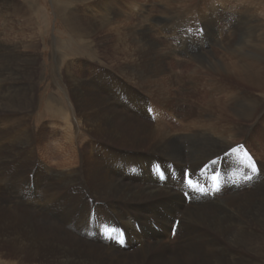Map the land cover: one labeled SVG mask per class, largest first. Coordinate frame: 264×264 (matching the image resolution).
<instances>
[{
    "label": "bare ground",
    "instance_id": "bare-ground-1",
    "mask_svg": "<svg viewBox=\"0 0 264 264\" xmlns=\"http://www.w3.org/2000/svg\"><path fill=\"white\" fill-rule=\"evenodd\" d=\"M107 1L95 3L104 14L98 17L95 13L87 21L89 25H82L86 31L95 30L97 21H112L113 9ZM76 15L66 14L81 25L84 20ZM262 61L231 68L212 65L218 74L204 84L201 78L183 81L188 65L177 73L167 67L171 78L161 83L154 80L165 94L164 85L174 84L177 103L189 101L190 112L186 104L181 105L184 113L176 112L177 103L165 94L158 98L144 87L146 79L164 72L162 64L118 67L121 74L136 77L126 82L115 80L109 72L100 73L93 84L72 77L75 85L69 86L67 97L74 106L69 108L72 113L63 115L61 107L48 105L49 111H56L55 116L64 120L63 127L61 132L54 127L50 133L49 138H59L53 140L56 144L39 147L49 158L63 160L64 171L42 169L38 160L22 156L16 157L18 169L13 175L22 181L0 177L1 258H13V264L35 260L44 264H231L213 249L220 242L215 237L207 242H176L172 247L168 234L169 242H163V233H170L174 226L168 213L181 209L184 213L176 231L180 238L182 234L184 238L201 237L198 224L206 223L221 237L233 232L231 243L253 257L240 258V264H264V189L240 196V155L243 159L244 152H240L239 142L240 131H249L256 139L257 130L252 125L242 130L240 123L258 113V96L252 94H264ZM130 80L138 82L134 83L137 88ZM60 83L56 87L63 88L65 84ZM17 84L12 79L0 84V115L32 109V95L6 98ZM184 90L188 93H181ZM243 103L246 106H240ZM162 112V117L155 118L160 125L153 126V113ZM169 120L175 123L171 125ZM44 136L47 134L37 140ZM31 143H18L15 155L23 154ZM158 164L162 166L160 178L154 170ZM34 167L40 170L34 174L38 192L18 194L29 181L25 177L31 172L27 170ZM186 169L190 184L185 183ZM222 190L227 197L220 205L204 208V202H197L213 201ZM10 203L11 210L5 207ZM257 228L262 230L261 236ZM205 246L212 248L205 250Z\"/></svg>",
    "mask_w": 264,
    "mask_h": 264
},
{
    "label": "rangeland",
    "instance_id": "rangeland-1",
    "mask_svg": "<svg viewBox=\"0 0 264 264\" xmlns=\"http://www.w3.org/2000/svg\"><path fill=\"white\" fill-rule=\"evenodd\" d=\"M99 1L103 0H0V84L11 79L18 83L7 93L6 98L32 95V109L0 115L1 178L23 180L21 177L13 176L18 169L16 161L22 156L38 160L42 169L48 167L58 173L64 171L65 167L62 166L64 161L54 159V156L49 158L41 148L47 143L56 144L59 138L53 136L50 139V133L54 127V129L59 128L61 132L64 121L60 116H55L56 111H49L48 105L54 103L59 108L61 107L63 115L72 113L74 106L69 104L67 98L68 95L70 98L68 88L71 87L69 86L75 85L71 80L72 77L81 82L90 80L93 84L100 73L104 75L105 72H109V76L115 80L121 79L120 81L126 82L136 77L133 74H121L118 72L119 68L162 64L166 67L164 72L159 75L154 74L152 80L146 79L148 83L144 85L148 91L159 98L158 95L165 93L155 80L160 79L161 83L165 82V79H170L171 76L167 73L169 70L177 73L188 65L190 68L183 76V81L187 82V77L195 81L201 78L204 84L209 83L210 79L218 74L212 70V65L233 67L237 64L243 66L245 65L243 63L254 60L258 62L264 60V0H108L106 4L109 9H113V14L110 16L112 21H97L98 27L94 28L95 30L92 28L86 31L82 25H89L87 21L93 18L95 13L98 17L104 14L95 4ZM61 8H64L63 13H58ZM67 13L77 14L76 16L84 20L83 23L81 25L73 23L72 19L66 16ZM130 81H132L130 83L132 86L138 83L135 80ZM57 83L65 84V87L62 86L64 89L56 87ZM164 86L165 97L169 98L170 102L177 103L174 98L175 93L172 92L176 90L173 87L174 84ZM168 88L169 91L166 90ZM206 89L208 90V87ZM136 91L144 93L139 89ZM181 93H188V91L184 90ZM252 96L259 97L256 98L258 113L254 119L248 122L242 121L240 127L243 130L252 125V129L255 128L257 134L256 139L253 140L249 131L245 133L240 131V152H244L243 159L240 155V173H242L240 196H247L264 189V94L255 91ZM182 104H186L190 112L189 101L184 100L179 101L177 106L175 105L176 112L184 113L181 108ZM240 106H246V103ZM153 114V126L160 125L155 118L158 114L162 117L164 113ZM169 122L171 125L175 123L172 120ZM43 133L47 134L44 140H37L38 136ZM18 143L25 145L31 143L34 147L26 148L23 154L15 155ZM156 166L154 170L160 178L162 166L161 164ZM259 166L262 168H258ZM224 167L225 160L223 170ZM244 167L249 168L247 173ZM34 168L36 172L33 168L27 170L31 172L25 174V178L29 177V181L22 186L23 189L18 194L31 195L38 192L34 174H39L40 170ZM217 180L218 177L216 182ZM180 181L182 183L181 179ZM2 190L4 192V187ZM183 196L188 201V197L185 194ZM226 197V193L223 194L222 190L213 201L205 198L204 201L200 199L197 202H204L202 206L210 208L220 205ZM10 205L13 206L10 203L5 207H12ZM181 213H184V210L181 212L179 209L175 214L170 212L168 218H171L170 221L177 220L179 223L183 216ZM185 224L188 223L185 222ZM198 226L202 231L200 232L201 237L197 234L184 238L182 234L180 238L178 234L176 235L178 224L173 226L174 231L173 229L170 233L165 231L162 240L164 243L169 242L167 237L169 234L171 242L169 244L174 247L176 242H182L181 244H186L184 242L186 240L188 244L195 241L207 242L215 237L220 242L213 249L222 252L221 254L231 264H240V258H253L242 246L236 247L231 243L232 237L235 236L233 232V235L229 232L221 237L216 232H212V227L206 223H199ZM250 226L257 225L250 224ZM261 232L260 229L258 231L260 236L263 234ZM240 240L246 241L244 238ZM209 248L205 246V250ZM105 249L109 250V246ZM12 259L0 256V264H13L11 262L14 259ZM26 264L44 263L35 260L27 261Z\"/></svg>",
    "mask_w": 264,
    "mask_h": 264
}]
</instances>
